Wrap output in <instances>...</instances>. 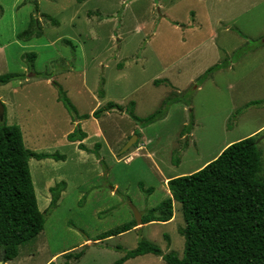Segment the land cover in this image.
<instances>
[{"label": "rangeland", "instance_id": "1", "mask_svg": "<svg viewBox=\"0 0 264 264\" xmlns=\"http://www.w3.org/2000/svg\"><path fill=\"white\" fill-rule=\"evenodd\" d=\"M6 73L23 78L0 85V123L18 125L26 148L63 155L29 160L39 210L49 206L50 187L64 186L42 230L4 264H113L140 240L181 257L180 203L173 201L169 221L142 223L170 197L169 178L254 136L264 180V0H0ZM163 79L169 84L154 85ZM52 81L86 119L71 120ZM174 96L150 124L126 113L134 101L135 115L146 117ZM109 101L122 110L94 118ZM77 125L86 150L66 138ZM125 222L130 230L98 239ZM122 264L167 263L145 254Z\"/></svg>", "mask_w": 264, "mask_h": 264}, {"label": "trees", "instance_id": "2", "mask_svg": "<svg viewBox=\"0 0 264 264\" xmlns=\"http://www.w3.org/2000/svg\"><path fill=\"white\" fill-rule=\"evenodd\" d=\"M34 56L32 53L29 58ZM220 66L209 67L201 77ZM20 78H23L20 73L1 74L0 85ZM160 82L169 84L167 79L153 81L154 85ZM51 84L72 121L88 117L77 113L59 83L52 81ZM175 99L176 96L167 98L160 112L141 118L135 115L134 101H130L126 113L144 126L162 118ZM113 109L121 111L122 107L109 101L92 115L98 118L101 112ZM85 137L79 125L66 136L69 142H78L77 147L82 150H86L82 143ZM31 158L62 159L63 155L26 148L18 125L0 123V251L4 262L14 259L18 247L42 230L45 214L56 206L58 193L64 186V182H60L49 188L52 193L49 206L40 211L29 169ZM260 165L255 138L248 136L231 142L198 170L169 178L166 184L170 197L148 209L142 223L169 221L173 201L180 203L184 221L180 230L184 237L182 256L178 257L175 252L163 254L159 247L140 240L113 264L145 254L161 256L167 264H264V180L259 178ZM151 192L152 188H148L147 195ZM131 226L130 222H125L100 234L98 239L121 234ZM80 256L78 253L76 258Z\"/></svg>", "mask_w": 264, "mask_h": 264}, {"label": "water", "instance_id": "3", "mask_svg": "<svg viewBox=\"0 0 264 264\" xmlns=\"http://www.w3.org/2000/svg\"><path fill=\"white\" fill-rule=\"evenodd\" d=\"M3 118V107L0 103V120ZM137 135L133 134L130 139L124 144V146L121 148L120 152H124L128 150L135 142H136ZM132 211L134 214V219L137 225L141 223V217L140 213L135 207H132ZM0 264H4V259H3V253L0 254Z\"/></svg>", "mask_w": 264, "mask_h": 264}, {"label": "crops", "instance_id": "4", "mask_svg": "<svg viewBox=\"0 0 264 264\" xmlns=\"http://www.w3.org/2000/svg\"><path fill=\"white\" fill-rule=\"evenodd\" d=\"M226 146H227V145H226ZM226 146H225V147H226ZM214 158H215V157H214Z\"/></svg>", "mask_w": 264, "mask_h": 264}]
</instances>
